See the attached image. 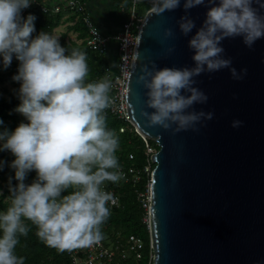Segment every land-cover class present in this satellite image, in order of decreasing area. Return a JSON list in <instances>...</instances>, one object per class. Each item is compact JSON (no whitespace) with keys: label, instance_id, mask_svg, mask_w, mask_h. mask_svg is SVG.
<instances>
[{"label":"clouds","instance_id":"obj_1","mask_svg":"<svg viewBox=\"0 0 264 264\" xmlns=\"http://www.w3.org/2000/svg\"><path fill=\"white\" fill-rule=\"evenodd\" d=\"M30 4L31 0H0L2 66L9 67L13 57L19 61L12 77L19 82L20 103L15 111L27 121L0 132V151L13 155L10 167L17 181L12 186L9 178L10 204L0 212V264H24V258L15 254L18 237L29 231L24 220L36 226L40 240L59 251L99 243L100 226L110 214L107 205L114 201L102 185L122 179L116 171L119 140L102 115L111 104L110 81L85 83L88 68L83 52L73 49L66 55L59 38L45 31L33 38L36 17L21 16ZM182 6L185 14L177 21L180 33L187 36L196 29L187 42L194 66L156 68L153 64L149 69L144 65L137 82L147 89L146 105L153 109L141 113L149 125L169 129L174 124V131H195L197 123L213 118L212 112L191 110L208 100L194 86L195 77L222 69H228L234 80L246 75V68L238 72L232 67L222 42L241 37L251 48L264 38V13L259 10L264 2L183 0ZM199 6H206V12L197 27L188 10ZM179 7L181 0H153L149 15ZM173 35L171 29H164L165 38ZM241 124L231 122L233 128ZM30 171L36 178L25 184ZM69 188L73 191L62 195Z\"/></svg>","mask_w":264,"mask_h":264},{"label":"water","instance_id":"obj_2","mask_svg":"<svg viewBox=\"0 0 264 264\" xmlns=\"http://www.w3.org/2000/svg\"><path fill=\"white\" fill-rule=\"evenodd\" d=\"M137 2L152 7L153 0ZM182 5L183 0L181 7L160 15L146 10L126 82L129 119L159 146L151 155L152 264H264V38L251 48L241 37L223 40L232 67L247 69L241 80L228 69L195 77L194 86L208 100L191 110L213 113L211 120L195 125L197 130L151 126L141 114L153 111L146 105L147 89L137 82L144 65L194 66L187 42L196 29L180 33ZM205 12L206 6L188 10L197 27ZM164 29L174 35L165 38ZM233 120L242 124L233 128Z\"/></svg>","mask_w":264,"mask_h":264},{"label":"trees","instance_id":"obj_3","mask_svg":"<svg viewBox=\"0 0 264 264\" xmlns=\"http://www.w3.org/2000/svg\"><path fill=\"white\" fill-rule=\"evenodd\" d=\"M130 0H113L116 8L120 3L129 4ZM46 2L51 6L49 0H31L30 7L21 10V16L26 17L29 13L33 14L36 19L34 21L35 31L31 34L34 38L41 31H45L54 35L55 28L65 21H74L75 14L66 9L58 13L52 11L43 12L40 4ZM139 11L144 14L147 9L151 7V3H138ZM118 9V8H117ZM67 15V16H66ZM68 31L77 32V38L81 42L70 40L68 38ZM86 29L81 20L74 22L67 31L60 33L57 37L62 47H65V54H71L73 49L83 52L86 56V64L88 73L85 78V83L92 82L96 76L103 73L104 69L110 64V54H101L100 52L90 48L86 42ZM114 43V42H111ZM115 44V43H114ZM116 51V44L114 46ZM114 52V51H113ZM116 54V52H115ZM19 61L13 57L12 62L6 69L2 66V57H0V120L3 124L0 125V132L6 128L12 131L21 121L27 122L26 119L17 111V105L20 103L17 95L19 82L14 81L12 77L17 74ZM102 115L105 117L106 127L116 133L119 140V146L116 150V157L118 164L121 162H129L128 154L133 153L135 156V163L142 165L144 162L143 142L139 134L132 130L119 131L121 122L109 113L103 111ZM0 141V145H2ZM14 159L13 155L5 150L0 151V212L5 211L10 204L9 193V178L11 177V184L15 186L14 170L10 167L11 161ZM111 171V170H110ZM36 178L35 171H30L24 183L30 184ZM108 185L115 186L111 181H105ZM143 188V187H142ZM120 195V204L118 207L109 209V216L106 221L100 226L102 238H110L114 240L117 236L123 238L129 234L139 235L143 240L142 258L138 261L133 260L131 253L127 252L126 259L121 264H152L150 258V238L147 225L142 221L145 214L144 209L136 197V188L128 184H119L116 186ZM73 191L72 188L67 189L62 195ZM7 198V199H6ZM23 219V218H22ZM29 231L27 236H19V243L15 248V254L18 257L24 258V264H70V259L66 251H59L56 248L49 247L45 242L40 240L36 235L37 228L30 221L24 220Z\"/></svg>","mask_w":264,"mask_h":264},{"label":"built area","instance_id":"obj_4","mask_svg":"<svg viewBox=\"0 0 264 264\" xmlns=\"http://www.w3.org/2000/svg\"><path fill=\"white\" fill-rule=\"evenodd\" d=\"M137 0H130L129 4L120 3L117 8L122 15L120 29L112 34H103L91 15L86 9V5L81 0H53L51 6L46 2L40 4L43 12L52 11L58 13L63 9L75 14V20H81L87 35L86 44L100 52L107 54L109 44H116V54L110 58V64L104 69L103 73L92 82L107 79L111 83V89L108 93L111 104L104 111L115 116L120 122L119 131H135L140 135L143 142L144 162L142 165L135 163L133 153L128 154L129 162L119 163L116 171L122 173V179L115 183V186L104 182L102 185L105 191L114 195V201L108 203V208L118 207L120 204V195L116 189L119 184H128L136 188V197L145 214L142 221L147 225L149 222L148 210L150 206V182L151 171L154 162L151 161V155L156 153L159 146L146 138L136 128L135 124L129 119L125 102V91L127 76L129 74L132 62V56L137 38V30L143 19V15L138 9ZM143 187V188H142ZM143 240L139 235L129 234L123 238L117 236L114 240L108 241L102 238L99 243H94L86 247H77L67 250L70 264H121L126 259L127 252L131 253L133 260L138 261L142 258ZM150 258H153V251L150 245ZM148 264H151L150 262Z\"/></svg>","mask_w":264,"mask_h":264},{"label":"crops","instance_id":"obj_5","mask_svg":"<svg viewBox=\"0 0 264 264\" xmlns=\"http://www.w3.org/2000/svg\"><path fill=\"white\" fill-rule=\"evenodd\" d=\"M53 1V0H49ZM85 3L86 9L88 10L89 14L91 15L93 21L98 26L99 30L105 34L109 35L112 34L120 29V25L122 22V15L116 8L115 4L113 3V0H81ZM67 16V15H66ZM73 24V21H65L61 25H59L57 28L59 29L60 26H66V29L64 31L58 32L63 33L67 31L69 26ZM56 31V30H55ZM58 31V30H57ZM54 34L58 36L59 34ZM69 39L75 40L76 42H81V39L77 38V32L75 31H68ZM115 44L110 43L109 44V52L113 53L110 54V58H114L115 56ZM114 51V52H113Z\"/></svg>","mask_w":264,"mask_h":264},{"label":"rangeland","instance_id":"obj_6","mask_svg":"<svg viewBox=\"0 0 264 264\" xmlns=\"http://www.w3.org/2000/svg\"><path fill=\"white\" fill-rule=\"evenodd\" d=\"M51 2V1H50ZM53 2V1H52ZM66 29V26H60L59 27V29L58 28H55V30L56 31H54L56 34L58 33V32H61V31H64ZM58 30V31H57ZM59 34V33H58ZM68 38H69V34H68ZM7 199V198H6ZM106 240H108V241H112V239H110V238H105Z\"/></svg>","mask_w":264,"mask_h":264}]
</instances>
